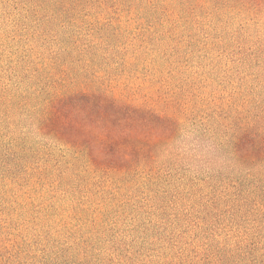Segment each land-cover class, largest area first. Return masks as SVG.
Listing matches in <instances>:
<instances>
[{"label":"trees","instance_id":"1","mask_svg":"<svg viewBox=\"0 0 264 264\" xmlns=\"http://www.w3.org/2000/svg\"><path fill=\"white\" fill-rule=\"evenodd\" d=\"M7 2L15 11L13 28L24 29L15 31L14 42L6 38L8 29L0 36V69L8 65L3 73L12 74L7 79L0 71V114L36 102L40 136L87 168L129 184L164 181L162 164L193 127L216 138L234 164L228 177L218 171L175 182V216L159 222L161 230L169 223L175 234L161 232L159 241L143 234L139 249L131 234L112 237L109 251L98 254L78 236L52 248L33 246L11 219L0 218V264H264V0ZM89 11L108 19L101 28L109 42L140 40L129 37L126 23L150 37L142 41L145 52L140 46L128 55L126 67L140 59V51L162 53L145 88L108 89L100 78L88 81L78 72L74 54ZM8 42L17 47L4 55ZM128 45L126 51L133 48ZM25 46L35 52L30 61L29 52L20 51ZM91 51L85 46L81 54L98 56L102 48ZM21 65L27 78L14 75ZM37 80L48 85L32 94L29 83ZM16 140L0 128V159H13Z\"/></svg>","mask_w":264,"mask_h":264},{"label":"rangeland","instance_id":"2","mask_svg":"<svg viewBox=\"0 0 264 264\" xmlns=\"http://www.w3.org/2000/svg\"><path fill=\"white\" fill-rule=\"evenodd\" d=\"M2 2L4 4L0 9V36L3 30L8 29L6 38L14 42L11 39L15 31H22L24 25L13 28L12 15L15 11L11 9L12 4L8 5L7 0ZM94 14L89 11L82 16L84 37L78 52L74 54L78 72L88 81H94L95 77L100 78L102 85L108 89L125 88V85H139L145 88L150 77L155 75L153 60L163 59L162 53L156 54L153 49H150L149 55L143 53L148 46L142 44V41L151 40L139 25L124 24L126 27L130 26L127 27L129 37L139 38V41L109 42V37H105L107 31L101 28V25L108 24V19L98 20ZM96 29L97 35L86 38L88 33H95ZM101 33H104V36H100ZM128 44L133 48L126 51ZM14 45L6 43L4 55L7 53L5 51L16 49L17 46ZM85 46L95 49V52L93 50L90 53H96L100 48L102 52L99 51L98 56L90 54L91 62H88L89 58L81 54ZM140 46L145 47L140 51V59L131 67H126L125 59L128 55L133 56ZM30 48L25 46L20 49L29 52V61L35 54ZM23 55L25 53L22 52L21 57ZM23 65L14 73L15 77H28ZM167 65L160 67L166 69ZM6 68L8 65L2 66L0 71L3 73ZM168 69L169 66L166 71ZM49 74L47 70V75L44 74L46 80ZM3 75L7 79L12 77L10 72ZM158 77L163 80L169 77V74ZM39 80L41 81V78ZM39 80L29 83L28 89L32 94L48 85L45 80L44 83ZM35 105L36 102H20L15 110L0 114V128H4L5 135L17 138L18 144V151L13 159H0V218L11 219L14 228L20 235L28 237L33 246L39 244L52 248L55 241L66 243L69 238L78 236L86 248L90 246L91 252L98 254L101 251H109V240L112 237L122 238L131 234L129 239L137 240L135 249H139L143 234H147L151 239L156 237L154 241H159L161 232L170 236L175 234V229L169 223L161 224L163 230L159 228V222L171 221L175 216V182L207 179L218 171L225 173L226 177L231 175L227 167L213 171L188 169L178 158L179 141L170 152L171 159L162 164L164 181L157 184L144 182L143 185L141 182L136 185L118 181L115 177L110 178L107 173H97L87 168L84 161L73 160L61 146L40 136L36 130L38 106L34 107ZM183 191L186 192L187 188ZM162 209H165L163 214ZM154 212L156 217H153ZM137 226L152 229L146 232L143 228H135Z\"/></svg>","mask_w":264,"mask_h":264},{"label":"clouds","instance_id":"3","mask_svg":"<svg viewBox=\"0 0 264 264\" xmlns=\"http://www.w3.org/2000/svg\"><path fill=\"white\" fill-rule=\"evenodd\" d=\"M177 154L180 161L192 171L220 170L234 164L218 140L193 127L180 141Z\"/></svg>","mask_w":264,"mask_h":264}]
</instances>
